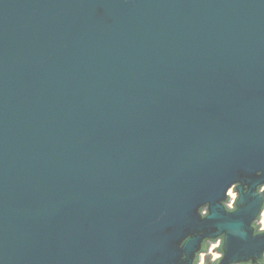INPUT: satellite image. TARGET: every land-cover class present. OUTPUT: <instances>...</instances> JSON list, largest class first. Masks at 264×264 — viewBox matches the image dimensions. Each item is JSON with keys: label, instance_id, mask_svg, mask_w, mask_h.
<instances>
[{"label": "water", "instance_id": "water-1", "mask_svg": "<svg viewBox=\"0 0 264 264\" xmlns=\"http://www.w3.org/2000/svg\"><path fill=\"white\" fill-rule=\"evenodd\" d=\"M262 186L264 0H0V264H264Z\"/></svg>", "mask_w": 264, "mask_h": 264}, {"label": "flooded vegetation", "instance_id": "flooded-vegetation-1", "mask_svg": "<svg viewBox=\"0 0 264 264\" xmlns=\"http://www.w3.org/2000/svg\"><path fill=\"white\" fill-rule=\"evenodd\" d=\"M264 189V186H262L261 188H260V190H263ZM229 193L230 194H228V196H229V200L228 201H226L224 204H225V206L227 207V208H230V209H232L233 208V205H234V201H235V199H236V193L232 190V189H229ZM259 219H260V216H259V218L254 222V224L256 225H258V221H259ZM259 226V225H258ZM257 231H262V230H264V229H262V230H260L259 229V227H257V229H256ZM218 242V247H219V245H220V240L219 239H216V240H214V241H206V245H205V247H204V250L201 252V254H200V260H201V256L203 255V254H205L206 253V251L208 250V247H209V245L211 244V243H214V242ZM218 247L216 248V251H217V253L219 254V256L217 257V259L220 257V252H219V250H218ZM200 260L198 261V263L200 262ZM216 260V259H215ZM215 260H205L204 261V264H208V262H214ZM197 263V264H198Z\"/></svg>", "mask_w": 264, "mask_h": 264}, {"label": "rangeland", "instance_id": "rangeland-1", "mask_svg": "<svg viewBox=\"0 0 264 264\" xmlns=\"http://www.w3.org/2000/svg\"><path fill=\"white\" fill-rule=\"evenodd\" d=\"M258 222H259V229H264V208L260 214V219ZM217 245H218L217 241L214 243H211L208 247V250L206 251L210 253V257H209L210 260H214L216 257L219 256L216 249H212L214 246H217ZM203 263H204V254L201 256V260L198 264H203Z\"/></svg>", "mask_w": 264, "mask_h": 264}, {"label": "trees", "instance_id": "trees-1", "mask_svg": "<svg viewBox=\"0 0 264 264\" xmlns=\"http://www.w3.org/2000/svg\"><path fill=\"white\" fill-rule=\"evenodd\" d=\"M257 227H259L257 224L255 225V228L257 229ZM257 231V230H256ZM219 249V248H218ZM220 258V257H219ZM216 261V260H215Z\"/></svg>", "mask_w": 264, "mask_h": 264}, {"label": "bare ground", "instance_id": "bare-ground-1", "mask_svg": "<svg viewBox=\"0 0 264 264\" xmlns=\"http://www.w3.org/2000/svg\"><path fill=\"white\" fill-rule=\"evenodd\" d=\"M228 194H229V190H228Z\"/></svg>", "mask_w": 264, "mask_h": 264}]
</instances>
